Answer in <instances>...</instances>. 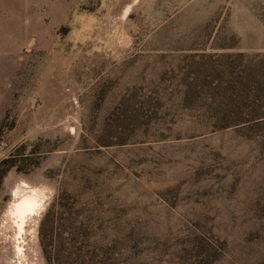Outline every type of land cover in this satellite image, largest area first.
<instances>
[{
	"label": "rangeland",
	"instance_id": "rangeland-1",
	"mask_svg": "<svg viewBox=\"0 0 264 264\" xmlns=\"http://www.w3.org/2000/svg\"><path fill=\"white\" fill-rule=\"evenodd\" d=\"M263 53L264 0H0V264H258L264 160L228 119Z\"/></svg>",
	"mask_w": 264,
	"mask_h": 264
},
{
	"label": "trees",
	"instance_id": "trees-1",
	"mask_svg": "<svg viewBox=\"0 0 264 264\" xmlns=\"http://www.w3.org/2000/svg\"><path fill=\"white\" fill-rule=\"evenodd\" d=\"M264 56V53H263ZM242 83L247 87L243 99H239V103L244 105L246 102V109L240 108L231 112L229 122L236 128L247 129L252 132H256L254 138L258 149L264 160V61L257 64L250 71L242 76ZM16 163L5 158L0 161V187L8 171L14 167ZM251 217L255 218V221L248 223L249 229L246 231L237 232L236 238H239L242 243L235 244L234 251H238V255H235L240 263L244 260L243 257L249 254V251H254V247L251 244L255 241H262L264 239V193L262 196H256L253 204L249 207ZM224 245L227 243V239H223ZM226 250V247L222 251ZM202 254V261L204 264H211L209 261V252L204 249ZM264 254V249L259 253ZM218 255L213 261L220 260ZM222 256V255H221ZM258 264H264V256H262Z\"/></svg>",
	"mask_w": 264,
	"mask_h": 264
},
{
	"label": "bare ground",
	"instance_id": "bare-ground-1",
	"mask_svg": "<svg viewBox=\"0 0 264 264\" xmlns=\"http://www.w3.org/2000/svg\"><path fill=\"white\" fill-rule=\"evenodd\" d=\"M37 200L36 195L33 193L26 194L13 204L12 208L9 210L10 216L14 218L13 223L17 229L16 237H22L26 218L30 215H34L36 212L38 213L40 206ZM16 248L18 255L23 253L22 247L16 246Z\"/></svg>",
	"mask_w": 264,
	"mask_h": 264
}]
</instances>
